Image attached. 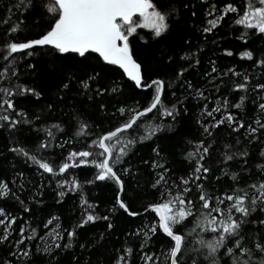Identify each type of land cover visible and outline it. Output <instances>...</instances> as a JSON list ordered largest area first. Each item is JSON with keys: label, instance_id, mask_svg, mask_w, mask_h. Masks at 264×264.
<instances>
[{"label": "snow or ice", "instance_id": "1", "mask_svg": "<svg viewBox=\"0 0 264 264\" xmlns=\"http://www.w3.org/2000/svg\"><path fill=\"white\" fill-rule=\"evenodd\" d=\"M5 11L0 264H264V0H16ZM229 20L243 71L205 65ZM85 185L111 189L106 214ZM48 187L61 206L75 194V223L22 219ZM121 218L139 224L105 252ZM97 221L104 231L89 236Z\"/></svg>", "mask_w": 264, "mask_h": 264}, {"label": "trees", "instance_id": "2", "mask_svg": "<svg viewBox=\"0 0 264 264\" xmlns=\"http://www.w3.org/2000/svg\"><path fill=\"white\" fill-rule=\"evenodd\" d=\"M16 0H0V20L4 19L8 15H13V13H7L5 11V5H8L9 7L15 3ZM193 2H197V0H193ZM30 19V18H29ZM200 19V15L198 13V17L194 18L192 22L198 23ZM231 21L229 20L223 28L220 30V32L217 34L218 39H219V47L217 45H213L211 43L206 44L205 47V65H207V60L208 58L216 59V57H220V59L217 61L218 66L221 68H224L225 66L231 67V66H236L238 70H245L246 69V64H244L239 57V52L243 50L242 47V42L237 41L235 39L236 35H239L240 33H233L232 32V27L231 26ZM184 25L181 24V27ZM148 32V30H142L141 34L145 35ZM227 33V35H225ZM225 41H228L225 43ZM154 43V42H153ZM133 44L135 48L140 49L143 47V45L137 41L133 40ZM160 47H163V45H160ZM228 48L233 51L234 55L233 57H226L223 56V49ZM44 65H41V68H43ZM22 79H26L28 81H31L32 79H35L34 76H27L26 74L22 73ZM131 82H129L130 85ZM125 95H136L138 99H142V97L139 94V90H137L136 93L131 92V88L129 87L128 90H126ZM238 99V98H237ZM131 102V101H130ZM45 103V101H41V104ZM39 110V109H37ZM107 126V123L105 124ZM27 127V126H25ZM178 131H180L178 129ZM193 132V128L191 127H186L182 130L181 134L184 135L185 137H188L191 135ZM7 132H5L2 136H0V156H8V154L4 151V139L7 136ZM26 135H28L26 133ZM42 135V133H41ZM168 135H172V133H168ZM179 141V136L175 137L172 141L168 142L169 146L171 147L172 145H177L176 147L172 148V151H174L176 155V163L175 167L177 171L179 172L180 170L183 169L184 165L183 163H179L183 156L182 152V146L178 144ZM30 143V142H29ZM59 151V150H57ZM147 148H141V154L147 152ZM12 160L11 156H8V160H4L0 158V167H9L10 162ZM77 175L80 176L81 180L83 181L85 178L90 179L92 172L90 170H79ZM25 175L31 179H33V182H36L37 180L40 179L39 173L36 172L34 173L32 170H25ZM47 183V181H45ZM54 187V184H53ZM85 190L86 193L89 197V202L90 203H96L98 205V211L100 213H105L106 214V209L110 207V204L108 203L109 200L111 199L112 196V191L109 187H105L103 185L100 186H95V185H85ZM23 198V197H22ZM65 203L63 206L55 204L54 201V194L52 191L51 187H48L44 190V196L42 198V203L33 205V211L35 212V216H30V215H22L20 213H17V215H22L23 220H27L30 222H33V226H36L37 224L40 223V221L43 219L45 222L47 219L50 218L49 213L51 215L59 216L60 217V223L63 227L68 226V219L71 218L72 222L75 223L77 218L80 216V209L78 206V200L75 196V194H69V197L65 198ZM104 221H97L96 225L93 226H88L90 231H89V236H92L96 233L104 231V226H105ZM117 224L116 229L114 230V234L111 236V239L109 240L108 247L104 251L107 252L112 248L113 245H116V247L120 246L121 242L127 243L128 241L126 240V237L124 235L126 229L132 227H136L139 224V220H126V219H118L115 221ZM42 227V225H41ZM55 227V223L53 225H49V229L51 230L52 228ZM252 227H255V225H252ZM76 251H80L79 249H76ZM97 256L100 255V253L96 254ZM87 259V256L85 257Z\"/></svg>", "mask_w": 264, "mask_h": 264}]
</instances>
